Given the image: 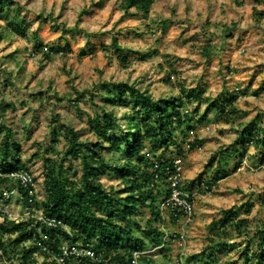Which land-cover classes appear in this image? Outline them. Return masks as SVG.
Wrapping results in <instances>:
<instances>
[{
	"label": "rangeland",
	"instance_id": "1",
	"mask_svg": "<svg viewBox=\"0 0 264 264\" xmlns=\"http://www.w3.org/2000/svg\"><path fill=\"white\" fill-rule=\"evenodd\" d=\"M14 1L25 18L26 34L7 26L15 9L7 15L0 13V125L14 129L19 158L36 177L34 212L43 210L42 202L48 197L43 161L45 157L60 160L66 147L61 132L54 136V130L60 131L53 122L56 113L75 127L81 140L93 143L102 139L94 117L103 109H114L123 126V111L144 115L143 106L129 98L125 103L118 99L114 105L106 102L98 94L102 81H128L154 99L179 96L184 94L182 88L201 87L200 100L185 98L180 107L202 121H193V129L184 123L171 135L182 146L181 152L173 144L152 142H145L143 151L150 157L180 156L183 183H194L195 214L187 227L186 247L190 255L199 253L195 262L203 264L207 251L225 241L212 264H243L244 252L256 251L264 229V163L259 161L264 148L258 141L245 146L238 143L248 130L260 131V139L264 137V0H154L148 13L134 7L125 12L121 0ZM75 25L83 29L72 30ZM34 31L47 48L56 45L63 50L52 53L50 59L35 52ZM113 38L123 50L114 47ZM232 92L239 93L232 104L236 114L224 115L209 106ZM2 136L3 131L0 144ZM195 139L200 142L190 148ZM245 150L240 166L234 169ZM101 151L113 161L127 159L125 152ZM131 159L138 161L137 156ZM68 163L70 177L79 179L80 158L68 157L64 164ZM220 167L227 174L211 183ZM99 178L114 191L122 187V178L115 172H101ZM6 204L12 216L26 212L27 203L15 194ZM224 209L236 210V218L246 222H234L224 233H217L210 223L220 219ZM149 217L147 205L138 204L134 218L144 226ZM162 225L168 238L161 246L148 244L142 254L152 260L141 264L173 262L183 241L174 235L175 221L166 219ZM38 258L46 257L39 254Z\"/></svg>",
	"mask_w": 264,
	"mask_h": 264
},
{
	"label": "trees",
	"instance_id": "2",
	"mask_svg": "<svg viewBox=\"0 0 264 264\" xmlns=\"http://www.w3.org/2000/svg\"><path fill=\"white\" fill-rule=\"evenodd\" d=\"M154 0H121V7L128 12L132 7L148 13ZM14 0H0V13L5 15L15 9L13 18L7 21V26L13 32L26 34L25 18L18 13V7L13 6ZM72 30L81 31L83 28L75 25ZM114 47L123 50L124 47L113 38ZM33 48L35 52H42L46 59L51 58V54L61 49L56 45L48 48L39 40L34 31ZM86 52V51H82ZM167 81L170 77L167 76ZM103 90L98 94L106 101L116 104L132 100L136 104L143 106L144 110L139 116L136 110L123 111L125 126L122 125L114 109H103L96 113L94 117L95 129L102 137L97 142H88L79 138V133L72 125L63 121L59 114L53 116V122H57L60 131L54 130L57 138L59 132L66 140V147L63 157L60 160L45 157L43 163L46 171L44 172V184L48 197L42 202L43 212L49 215L60 217L69 227L65 231L58 227H51L34 217L14 220L4 217L0 221V264H59L49 253L42 248L47 245L50 249H57L63 239L69 242L82 241L91 243L94 250L102 257L107 258L111 264H135L132 261L133 252L143 251L150 244L159 246L163 244L165 230L163 229L162 216L160 214L159 202L170 192L168 175L174 168L173 158L162 157L160 155L149 156L148 152L143 151L145 142L173 144L179 152L182 146L179 141L172 138L174 129L186 123L189 129H193L195 122H201L202 117L188 114L187 109H183L181 104L184 99L200 100L204 89L192 87L184 94L179 96H168L152 98L145 90L124 80L102 81ZM94 96V94L92 93ZM238 92H232L224 97L220 103L213 100L209 106H214L216 111L221 114H236L237 108L232 104L237 100ZM9 104L3 105V110ZM99 118L102 120L100 121ZM56 124H54L55 126ZM120 131L117 132V128ZM55 128V127H54ZM3 131L2 143L0 144V169L11 171L14 169L27 168L25 163L19 158L18 141L14 137L13 130L0 125V134ZM260 131H246V137L239 141L243 146L252 141H258L264 148V137L260 139ZM168 133V135H167ZM169 135L171 137H169ZM200 140L195 139L189 143L193 148ZM54 147L52 146V149ZM108 150L112 155H121L125 152L127 159L117 161L109 159L101 149ZM260 156V163H264V151ZM246 150L239 155V161L235 164L237 169ZM38 155V153H36ZM132 156H137L138 161H133ZM78 157L81 160V175L79 179H74L69 175V163L64 164L66 158ZM15 160L18 165L13 166ZM8 168L3 166L9 165ZM151 167V168H150ZM101 172H115L122 178V187L110 189L105 187L100 180ZM227 174L224 167L216 169L211 177V183L217 182ZM9 182L7 177L0 178V189ZM194 183L192 181L183 183V189L191 194ZM125 191L126 194L121 193ZM26 199L30 196L26 190H22ZM192 198L191 195L189 197ZM35 201V195H33ZM146 204L149 208L150 217L146 225L141 226L139 221L134 218L138 211V204ZM251 208L248 205L247 211ZM236 210H223V215L218 220H213L211 229L217 227V233H224L234 222H246V219L236 218ZM136 230V233H135ZM262 236L257 241L256 251L244 252V263L264 264V229ZM226 246L225 241H218L211 247L206 256L208 259L202 261L203 264H212L217 250H223ZM45 255V260L40 261L38 255ZM199 253L189 256L190 260H195ZM152 260V257L141 254L142 261ZM101 264V262L90 261L82 258L73 264Z\"/></svg>",
	"mask_w": 264,
	"mask_h": 264
},
{
	"label": "built area",
	"instance_id": "3",
	"mask_svg": "<svg viewBox=\"0 0 264 264\" xmlns=\"http://www.w3.org/2000/svg\"><path fill=\"white\" fill-rule=\"evenodd\" d=\"M174 168L168 175V181L170 186L169 194L164 197L159 203V210L162 216V223L167 220L175 221L177 224L175 236L179 237L183 241L182 245L175 254V258L171 264H197L195 260H190L188 253L186 236L187 227L193 221L195 214L194 205L190 195L192 194L183 189V171H182V159L180 156L173 158ZM7 177L9 182L0 189V216L3 219L5 216L14 220L26 219L34 217L41 220L43 223L51 227H58L65 231H69V227L64 221L56 216L45 214L42 211L34 212L32 204L34 203L33 195L36 192V177L29 169L20 168L11 171H3L0 169V178ZM15 183V184H14ZM26 190L29 194V198L26 199L22 193V190ZM17 195L21 200L27 203L26 212L18 217L12 216L6 207V203L12 197ZM161 223V225H162ZM163 241L168 238L166 228ZM42 248L46 250L49 255L55 258L59 264H73L74 262L81 261L82 258H88L90 261L101 262V264H111L107 258H102L92 247L91 243H84L82 241L69 242L63 239L57 249H50L47 245L38 241ZM161 246V245H159ZM142 251L136 250L133 252L132 261L135 264H141L139 256ZM85 264H89L86 262Z\"/></svg>",
	"mask_w": 264,
	"mask_h": 264
},
{
	"label": "crops",
	"instance_id": "4",
	"mask_svg": "<svg viewBox=\"0 0 264 264\" xmlns=\"http://www.w3.org/2000/svg\"><path fill=\"white\" fill-rule=\"evenodd\" d=\"M8 104H10V103H8ZM5 126H8V127H10L9 125H6V124H4ZM12 130H13V133L15 134V131H14V129L12 128V127H10ZM3 137V136H2ZM14 137H15V135H14ZM16 139V138H15ZM17 140V139H16ZM18 141V140H17ZM26 169H28V167L26 168Z\"/></svg>",
	"mask_w": 264,
	"mask_h": 264
}]
</instances>
